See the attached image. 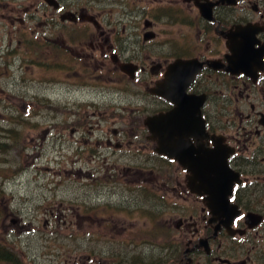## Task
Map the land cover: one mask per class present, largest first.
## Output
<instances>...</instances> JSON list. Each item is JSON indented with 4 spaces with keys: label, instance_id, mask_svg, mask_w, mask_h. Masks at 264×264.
I'll use <instances>...</instances> for the list:
<instances>
[{
    "label": "flooded vegetation",
    "instance_id": "af4514ba",
    "mask_svg": "<svg viewBox=\"0 0 264 264\" xmlns=\"http://www.w3.org/2000/svg\"><path fill=\"white\" fill-rule=\"evenodd\" d=\"M166 25L174 26L175 40L169 39ZM35 27L44 28V38L37 35ZM0 32L1 56L28 60L44 49L49 72L68 74L70 80L55 84L49 78V103L66 112V107L83 103L85 89L88 97H103L114 106L115 94L100 92L96 83L107 74L120 79L111 80L119 87L128 85L130 91L124 100L144 101L146 107L156 108L153 115L167 114L175 106L156 96L155 91L170 79L177 85L189 81L185 70L170 77L171 67L178 61L202 64L186 90L187 96L200 102V118L191 116V121L203 124L201 139L191 138L190 142L195 150L202 144L213 152L207 157L212 172L206 178L200 171H188L175 160L156 156L157 144L151 141L144 119L139 115L138 121L133 120L140 128L142 119L147 132L124 133L130 138L144 135L145 141L154 146V157L163 158L174 171L162 182L159 178L126 181L128 188L135 193L143 188L141 184L152 183L164 195L176 189V198L169 197L176 215L164 220L169 206L162 196L144 192L140 197L133 196L132 201L139 205L137 210L150 215H140L146 223H153L150 227L164 223L150 233L160 236V245L142 244L137 248L141 249L137 258L132 252H115L112 263L264 264V0H0ZM32 41L39 46L32 48ZM87 51L89 54L84 55ZM211 62L218 67H209ZM137 79L142 83L133 92L130 82ZM72 117H62L64 131L70 133L68 141L73 146L85 145L88 155L96 153L92 156L94 162L100 163L101 149H112L117 144L118 150H124L125 144L113 142L119 135L117 131L103 140L99 136L85 141L93 134L90 131L77 137L80 132L75 125L82 121H71ZM74 155L75 164L83 165L84 154ZM166 170L158 168L162 173ZM97 255L86 261L96 258L98 262Z\"/></svg>",
    "mask_w": 264,
    "mask_h": 264
},
{
    "label": "rangeland",
    "instance_id": "374dc122",
    "mask_svg": "<svg viewBox=\"0 0 264 264\" xmlns=\"http://www.w3.org/2000/svg\"><path fill=\"white\" fill-rule=\"evenodd\" d=\"M164 28L170 40L177 38L174 26ZM35 29L40 38L45 37L44 28ZM27 31L30 32V28ZM56 35H59L58 31ZM16 40L14 37L13 41ZM21 50L26 51L25 47ZM88 54L89 51L84 53ZM32 59L13 61L11 57L0 55V242L9 240L25 264H111L115 252H132L137 258L141 250L137 248L142 244L160 245V236L146 237V232L160 229L164 223L150 227L153 223H146L140 215L150 216L138 211L139 205L132 198L140 197L143 192L164 197L169 206L165 210L166 221L176 215V211L172 212L170 199L176 196V189L171 188L173 191L164 195L152 183H143L140 185L143 188L134 193L126 181L139 178L157 181L159 178L162 182L174 168L163 159L153 158L154 146L145 141L144 135L130 138L124 133L147 132L142 119L155 114L156 108L146 107L148 104L144 101L127 102L123 97L130 91L128 85L121 88L111 81H119L117 76L102 74L101 81L96 83L100 92L115 94V105L109 106L103 97L91 94L88 97L85 89L83 103L66 107V112L55 103H49L48 98L52 95L49 78L55 84L70 80L68 74L49 72L44 49L37 55L38 60ZM141 83L138 79L130 82L131 91L139 90ZM141 112L140 128H137L133 120L138 121ZM64 115H73L71 121H82L75 125L80 132L77 137L87 131L93 133L85 141L96 140L99 136L103 140L108 133L119 132L113 142L125 144V151L118 150L117 144L112 149H101L100 163L94 162L92 156L96 153L88 155L85 145L78 147L73 146L71 140L66 142L70 138L69 130L63 133V140L60 139ZM101 116L109 119H100ZM112 116L121 118L112 119ZM19 129L23 134L16 136ZM9 143L13 148L7 149L9 152L4 156L2 145ZM78 152L84 154L83 165L75 164L77 155L74 153ZM158 168L167 170L162 173ZM152 200L154 202V198ZM106 205L116 207L107 208ZM19 249L22 255H19ZM93 252L103 256H98V262L96 258L87 262Z\"/></svg>",
    "mask_w": 264,
    "mask_h": 264
},
{
    "label": "water",
    "instance_id": "95a60500",
    "mask_svg": "<svg viewBox=\"0 0 264 264\" xmlns=\"http://www.w3.org/2000/svg\"><path fill=\"white\" fill-rule=\"evenodd\" d=\"M208 64H210L209 67L211 68L218 67L216 62ZM202 67L203 65L199 64L197 61H178L173 67H171V72L169 74L170 77H175L176 74L185 70L188 72L189 81L187 84L182 83L177 85L170 79L166 82V86L161 88L160 91L157 89L154 94L158 97L165 98L175 107L167 114L149 117L145 121V125L152 135L151 139L157 142L158 149L156 152L159 155L177 161L188 171H200L205 174L207 178L212 172L207 165V157L213 152L205 150L202 144H198V150H195L190 142L191 138H195L196 140L201 139L203 124L200 121H191V116H196L198 119L200 118V102H197L194 97L186 95V90L189 87L188 85L194 80ZM134 71L135 70H132L131 74H133ZM129 73L130 72L128 71V74ZM168 89H172V92L164 94L163 91ZM218 149L219 146H216V150ZM223 166L226 167L225 164ZM206 178L203 179L202 182L205 181ZM201 188L205 192V187L202 186ZM223 188H226V186L224 185ZM190 189L193 192L191 186ZM198 193L202 194L200 191ZM206 193H208L207 189Z\"/></svg>",
    "mask_w": 264,
    "mask_h": 264
},
{
    "label": "trees",
    "instance_id": "16d2710c",
    "mask_svg": "<svg viewBox=\"0 0 264 264\" xmlns=\"http://www.w3.org/2000/svg\"><path fill=\"white\" fill-rule=\"evenodd\" d=\"M38 46H39L38 42L32 41V44H31L32 48L38 47ZM26 47L30 49V47L27 44H26ZM34 55L36 56V54H34ZM24 57L27 58L25 55H24ZM31 58L32 57H30L28 59H31ZM35 59L38 60L37 57ZM12 60L15 61V59H13V58H12ZM32 60H34V58ZM10 75H12V74H10ZM6 79H8V78H6ZM0 103H1V101H0ZM23 122H22V124H23ZM28 124L29 123H26V125H28ZM16 126H17V124H16ZM63 132L64 131L62 130L61 133L63 134ZM22 134H23V131L21 129H19V133L16 136H19V135H22ZM13 136H15V134H13ZM9 144L2 145V148H1L2 150L1 151L3 152V155L7 154L9 152V150H11L13 148L12 143H9ZM7 149H9V150H7ZM84 203H85V201H84ZM105 207H107V208H115L116 206H114V205H106ZM120 209L123 210V208H120ZM92 210L94 211L95 209L92 208ZM0 216H1V214H0ZM148 235H150V233H148ZM9 242H10L9 240H6L5 242H0V264H25L18 257V255L16 254L18 251ZM20 254L22 255V252L19 249V255Z\"/></svg>",
    "mask_w": 264,
    "mask_h": 264
}]
</instances>
